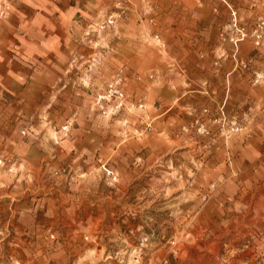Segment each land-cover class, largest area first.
Here are the masks:
<instances>
[{
    "label": "rangeland",
    "instance_id": "obj_1",
    "mask_svg": "<svg viewBox=\"0 0 264 264\" xmlns=\"http://www.w3.org/2000/svg\"><path fill=\"white\" fill-rule=\"evenodd\" d=\"M196 1L203 17L213 16V103L186 87L193 91L186 106L174 103L151 118L144 100H128L121 80L99 94L88 84L93 99L84 125L99 131L105 150L94 159L80 154V161H56L53 142L60 139L50 137L58 130L66 137L80 123L75 118L57 130L50 107L26 105L7 122L9 136H0V264H264V101L251 100L264 88V28L254 38L264 0ZM128 9V0H118L103 20L88 23L83 51L69 64L88 72L106 66L126 34L118 22ZM138 16L137 30L154 24L151 10ZM22 143L45 149L21 152ZM81 194L89 204L79 200L70 209L81 215L56 203Z\"/></svg>",
    "mask_w": 264,
    "mask_h": 264
},
{
    "label": "crops",
    "instance_id": "obj_2",
    "mask_svg": "<svg viewBox=\"0 0 264 264\" xmlns=\"http://www.w3.org/2000/svg\"><path fill=\"white\" fill-rule=\"evenodd\" d=\"M128 1V15L118 22L121 32V27H126L124 39L109 50L106 66L92 72L69 62L83 51L79 42L84 40V27L112 13L118 0H9V6L5 5L8 8L0 3L2 138L8 137L11 131L7 122L24 115L26 105L39 112L50 107V120L55 122L57 130L69 119L80 122L66 137L60 130L50 132L51 138L60 139L57 144L53 142L56 161L63 156L80 161V154L90 159L102 155L105 149L99 131L84 125L93 99L88 84L95 86L99 94L121 80L128 100L135 103L144 100L151 118L169 111L174 103L186 106L189 94L193 93L186 91V87L199 90L200 97L206 93L213 103V16L203 17L201 2L196 0ZM148 10H151L154 24L148 26L140 21L145 25L137 30L138 14ZM258 12H262V8L259 7ZM143 30L146 43L139 39ZM149 34L152 35L149 37ZM118 37L123 36L119 34ZM260 52L264 54V42ZM262 66L264 68V61ZM230 72L226 66L225 76ZM249 89L253 88L247 86ZM253 90L249 93L253 94ZM255 92L257 94L252 97L249 94L245 97H251L252 101L263 98L264 101V88H257ZM155 100L162 106L159 111L151 109ZM260 117L264 120V113ZM35 144H18L19 151L35 153L45 149ZM50 151L54 149L51 147ZM206 164L213 167V158ZM77 196L68 195L65 200L56 199V203H67V213L72 217L81 215L70 209L77 201L89 204L90 199L84 194Z\"/></svg>",
    "mask_w": 264,
    "mask_h": 264
},
{
    "label": "built area",
    "instance_id": "obj_3",
    "mask_svg": "<svg viewBox=\"0 0 264 264\" xmlns=\"http://www.w3.org/2000/svg\"><path fill=\"white\" fill-rule=\"evenodd\" d=\"M263 28H264V21L259 19L258 23H257L256 30H255V37H254L257 41H259L262 38ZM242 34H243V36H245L244 33H242Z\"/></svg>",
    "mask_w": 264,
    "mask_h": 264
}]
</instances>
